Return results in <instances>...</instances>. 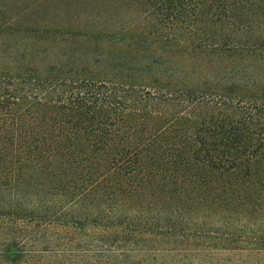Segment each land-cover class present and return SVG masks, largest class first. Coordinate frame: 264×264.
Wrapping results in <instances>:
<instances>
[{
    "label": "trees",
    "instance_id": "obj_1",
    "mask_svg": "<svg viewBox=\"0 0 264 264\" xmlns=\"http://www.w3.org/2000/svg\"><path fill=\"white\" fill-rule=\"evenodd\" d=\"M176 41L213 74L0 62V264H264V30Z\"/></svg>",
    "mask_w": 264,
    "mask_h": 264
},
{
    "label": "rangeland",
    "instance_id": "obj_2",
    "mask_svg": "<svg viewBox=\"0 0 264 264\" xmlns=\"http://www.w3.org/2000/svg\"><path fill=\"white\" fill-rule=\"evenodd\" d=\"M181 1L163 13L197 19L216 14L236 21L218 28L203 21L176 31L148 19L139 0H0V62L96 63L98 71L113 74L115 67L149 66L155 59L161 62L153 68H172L173 78L184 73L197 81L213 74L212 58L188 43L178 46V36L200 46L241 31L264 30L247 22L264 18V0ZM127 44H133L132 50ZM160 48L167 51L158 57Z\"/></svg>",
    "mask_w": 264,
    "mask_h": 264
}]
</instances>
